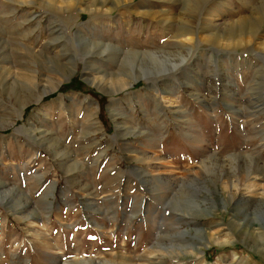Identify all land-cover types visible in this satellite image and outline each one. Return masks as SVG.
<instances>
[{
	"label": "rangeland",
	"instance_id": "374dc122",
	"mask_svg": "<svg viewBox=\"0 0 264 264\" xmlns=\"http://www.w3.org/2000/svg\"><path fill=\"white\" fill-rule=\"evenodd\" d=\"M263 238L264 0H0V264H264Z\"/></svg>",
	"mask_w": 264,
	"mask_h": 264
},
{
	"label": "bare ground",
	"instance_id": "6f19581e",
	"mask_svg": "<svg viewBox=\"0 0 264 264\" xmlns=\"http://www.w3.org/2000/svg\"><path fill=\"white\" fill-rule=\"evenodd\" d=\"M169 67H167V66H164L163 68H162V72H167V71H169V69H168ZM48 92V91H47ZM204 241H205V239H204ZM263 242H264V238H263ZM195 252V251H194Z\"/></svg>",
	"mask_w": 264,
	"mask_h": 264
},
{
	"label": "crops",
	"instance_id": "0c3cea01",
	"mask_svg": "<svg viewBox=\"0 0 264 264\" xmlns=\"http://www.w3.org/2000/svg\"><path fill=\"white\" fill-rule=\"evenodd\" d=\"M16 208H17V207H16ZM30 216H31V215H28V217H30ZM28 217H27V218H28ZM29 219H31V218H28V220H29Z\"/></svg>",
	"mask_w": 264,
	"mask_h": 264
}]
</instances>
